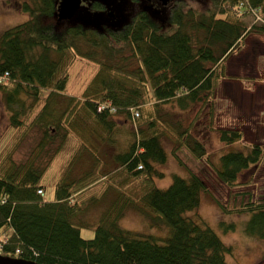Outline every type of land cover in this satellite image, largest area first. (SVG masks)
<instances>
[{"label": "trees", "instance_id": "obj_1", "mask_svg": "<svg viewBox=\"0 0 264 264\" xmlns=\"http://www.w3.org/2000/svg\"><path fill=\"white\" fill-rule=\"evenodd\" d=\"M14 1L28 18L0 33V76L7 77L0 82V93L18 140L0 157V254L39 264H228L231 247L203 220L186 215L199 206L202 193L223 213L250 214L242 231L264 243V200L227 207L179 154L185 148L194 159L205 158L229 187L236 186L243 171L263 163L264 144L235 148L243 131L214 127L212 100L218 82L231 78L226 75L229 56L241 50L249 34L264 35V0H208L199 8L193 7L199 0H172L167 6L173 27L165 30L144 10L119 26L76 23L56 30L58 0ZM109 1L87 2L80 11L102 16ZM249 14L255 17L250 25L244 19ZM77 57L95 62L97 68L79 95L66 96L69 68ZM129 57L136 66L126 62ZM58 96L66 103L54 113L51 100ZM169 102L183 111L200 103L195 120L208 105L206 128L226 146L216 162L192 135V123L183 128L164 122L168 114L163 105ZM119 115L129 117L133 130L124 149L114 154V171L98 174L92 166L82 175L61 177L54 199L45 201L38 190H44L40 178L47 165L38 166L39 156L57 139L61 147L75 134L83 139L76 156L85 151L97 164L88 142L98 140L92 144L95 150L114 143ZM33 128L39 139L26 160L16 162L13 153ZM168 128L177 129L170 154L188 176L174 175L163 189L155 184L162 176L155 165L167 161L162 139ZM94 184L103 187L102 195L78 202ZM110 191L113 197L98 221L84 223L79 216L89 203L96 204ZM127 209L140 213L150 227H168L169 234L158 237L122 228L119 221ZM221 226L225 231L235 228ZM82 227L93 228V237L83 238Z\"/></svg>", "mask_w": 264, "mask_h": 264}, {"label": "rangeland", "instance_id": "obj_2", "mask_svg": "<svg viewBox=\"0 0 264 264\" xmlns=\"http://www.w3.org/2000/svg\"><path fill=\"white\" fill-rule=\"evenodd\" d=\"M59 1H57V7ZM207 1L199 0V2L194 4L195 6H191L199 8ZM142 4L143 6L140 5L139 7L145 6V3ZM115 7L116 15L123 22L127 21L131 14L139 8L131 0H122ZM153 10L154 14L152 16L160 21L163 30L173 27L168 21V6L161 7L158 3ZM90 17L91 20L89 19ZM27 18L28 14L22 12L14 0H0V33L9 27L27 20ZM244 19L250 25L255 20V17L249 14ZM109 20L106 18V15L103 17L97 14L88 15L82 10L71 20L56 21L55 27L56 30H59L65 25L76 23L88 24L95 27H100L104 23L115 26V23L118 21L117 19L115 21ZM127 52L125 51L124 54L128 56L129 53ZM129 58L126 62L131 66H136L137 61L134 58ZM225 64L226 75L231 76V78H224L218 82L212 100L213 125L216 128H236L243 131V139L241 143L233 145L235 148L256 142L264 144V35L252 33L246 36L241 50L231 54ZM96 68L95 62L77 57L69 68L70 75L65 95H79L87 81L95 73ZM233 75L240 78L234 79ZM248 76L251 78L248 79ZM65 103L66 100L63 96L53 97L51 100L53 112H61L65 107ZM37 105L39 106L41 103ZM200 105V103H195L188 111H183L172 102L166 103L163 105V109L168 115H165L164 122L170 126L173 122L176 124L178 122L183 128L192 123V135L202 141L210 160L216 162L221 153L226 151V146L219 140L215 132L208 131L206 128L208 105L203 107L202 112L197 118L198 120L194 119V116L199 112ZM38 108L36 107V109ZM116 128L118 131L114 135V143H103L98 147L97 151L92 144L98 142V140L94 139L93 143L88 142L92 151L97 155V164L94 163L95 158H92L93 156L88 155L85 151H82L80 156H76L75 150L83 139L75 134H70L61 147L58 145L60 140L57 139L39 156L37 161L38 166L44 167L47 165L40 178V184L44 186L42 196L45 201H52L54 199L55 185L61 177L65 176L67 179L82 175L92 166H95V172L98 174L114 171L116 168L113 159L114 154L124 149L128 142L129 133L133 130V123L127 115H119L116 118ZM16 135L17 131L10 126L9 112L3 105L0 93V157L5 151L13 147L14 143L17 144ZM176 136L177 129L171 131L168 128L162 139L163 146L168 153L167 161L163 164L155 165L156 169L162 173L161 177H156L155 184L157 187L163 189L169 186L174 175L181 177L188 176L187 170L170 154V150L176 142ZM38 139L39 133L36 128H33L23 138L22 142L18 144L16 151L13 153L15 161H25L34 149ZM56 147L60 149L55 151ZM179 154L184 163L204 179L208 190L227 207H237L249 199L264 200V161L258 167L243 171L238 176L236 186L229 187L220 182L210 165L207 164L205 158L196 160L185 148H181ZM96 184L90 186V190L81 195L83 197H78L76 200L82 204L87 203L89 198L86 197L88 196L92 197L93 195V198L100 197L103 187L96 186ZM111 191L107 192L108 196L97 199L96 201L99 202H96V204L89 203L86 212L80 215L79 218L84 223H96L100 213L105 210L108 201L113 197V191ZM186 215L191 216L197 221L203 220L206 225L218 234L226 245L231 247V254L226 255V262L228 264H264V243L258 238L245 235L242 231V227L249 219L250 214L223 213L210 195L202 193L199 206L196 210L186 212ZM221 223H224V225H234L235 228L225 231ZM119 224L124 229L143 234L158 237H166L169 234L168 227L164 225L158 228L150 227L145 218L133 209H127L124 212ZM80 234L83 238L88 239L93 237L94 231L93 228L82 227Z\"/></svg>", "mask_w": 264, "mask_h": 264}, {"label": "water", "instance_id": "obj_3", "mask_svg": "<svg viewBox=\"0 0 264 264\" xmlns=\"http://www.w3.org/2000/svg\"><path fill=\"white\" fill-rule=\"evenodd\" d=\"M162 4L165 5L168 0H161ZM81 0H60L57 12L56 19L57 21L70 20L77 13ZM107 15L113 17V11H108ZM0 264H39L33 260L16 258L10 256H4L0 254Z\"/></svg>", "mask_w": 264, "mask_h": 264}, {"label": "flooded vegetation", "instance_id": "obj_4", "mask_svg": "<svg viewBox=\"0 0 264 264\" xmlns=\"http://www.w3.org/2000/svg\"><path fill=\"white\" fill-rule=\"evenodd\" d=\"M92 1H93V0H81V2H80V6H79V9H78L77 13L74 15V17H75L78 13L81 12V11H80V8H81L84 4H87V2H88V5H89ZM120 1H122V0H110V1H109V2H111L110 5H109L107 2H105V3H106V5H105V6H106V9H105V11H104V14H102V17L106 15V18H107V19H110L109 21H115V19H117L118 21L115 23V24H116L115 26H119V25H121V24L123 23V21L120 20V17H119L118 15H116V7H115V6H118ZM131 1H132V3H133L135 6H138V7H139L140 5L143 6L142 3H145V6H144V7H139L137 10H135V11L131 14V16H132L133 14H135L136 12H138V11H140V10H144L147 14L152 15V14H154V10H153V8H154L158 3H159L160 6L162 7V6L169 5V3L171 4L170 1H172V0H168V1L166 2L165 5L162 4V1H161V0H131ZM83 2H84V3H83ZM117 2H118V4L116 5ZM84 7H86V6H84ZM82 9H83V7H82ZM89 10H90V9H89ZM110 10L113 11V17H109V16L107 15L108 11H110ZM90 11H93V10H90ZM131 16H130V17H131ZM74 17H73V18H74ZM130 17H129V18H130ZM73 18H72V19H73ZM70 20H71V19H70ZM62 21H68V20H62Z\"/></svg>", "mask_w": 264, "mask_h": 264}, {"label": "built area", "instance_id": "obj_5", "mask_svg": "<svg viewBox=\"0 0 264 264\" xmlns=\"http://www.w3.org/2000/svg\"><path fill=\"white\" fill-rule=\"evenodd\" d=\"M7 80L6 73L2 76H0V82H5ZM39 194H43V190H38Z\"/></svg>", "mask_w": 264, "mask_h": 264}, {"label": "crops", "instance_id": "obj_6", "mask_svg": "<svg viewBox=\"0 0 264 264\" xmlns=\"http://www.w3.org/2000/svg\"><path fill=\"white\" fill-rule=\"evenodd\" d=\"M263 89H264V84H263ZM263 92H264V90H263ZM263 99H264V93H263Z\"/></svg>", "mask_w": 264, "mask_h": 264}, {"label": "bare ground", "instance_id": "obj_7", "mask_svg": "<svg viewBox=\"0 0 264 264\" xmlns=\"http://www.w3.org/2000/svg\"><path fill=\"white\" fill-rule=\"evenodd\" d=\"M167 6V5H166ZM45 192V191H44Z\"/></svg>", "mask_w": 264, "mask_h": 264}]
</instances>
